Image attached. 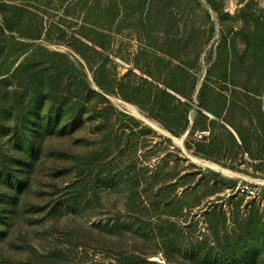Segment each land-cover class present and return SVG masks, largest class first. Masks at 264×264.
I'll return each instance as SVG.
<instances>
[{
	"label": "rangeland",
	"instance_id": "rangeland-1",
	"mask_svg": "<svg viewBox=\"0 0 264 264\" xmlns=\"http://www.w3.org/2000/svg\"><path fill=\"white\" fill-rule=\"evenodd\" d=\"M1 175L0 264H264V0H0Z\"/></svg>",
	"mask_w": 264,
	"mask_h": 264
},
{
	"label": "trees",
	"instance_id": "trees-1",
	"mask_svg": "<svg viewBox=\"0 0 264 264\" xmlns=\"http://www.w3.org/2000/svg\"><path fill=\"white\" fill-rule=\"evenodd\" d=\"M243 13V12H242ZM245 154H248V153H245ZM3 177V175H1L0 176V179ZM6 180H7V183H8V186H10L9 188H10V190L12 191V192H15V196L13 197V198H11V197H9V199H13V200H16L17 199V196L19 195V194H22L24 191H23V187H22V185L25 183L23 180H20L18 177H16V176H14V175H12V174H7V176H6ZM1 196V198H0V203L1 202H4L3 201V199H2V197H5V195H0ZM14 204V202H9V204L8 205H13ZM6 206H7V204L5 205V203H1L0 204V223L1 222H3V224L4 223H6L5 221V217H4V214L6 213V212H8V210L6 209ZM11 213H12V211H11ZM2 225V224H1ZM249 234H247V236H248ZM249 237H250V235H249ZM238 244H240V243H238ZM247 248H245L244 246H241L240 245V251H245ZM247 258H250V259H254L255 257H247Z\"/></svg>",
	"mask_w": 264,
	"mask_h": 264
},
{
	"label": "built area",
	"instance_id": "built-area-1",
	"mask_svg": "<svg viewBox=\"0 0 264 264\" xmlns=\"http://www.w3.org/2000/svg\"><path fill=\"white\" fill-rule=\"evenodd\" d=\"M199 138H202V135H199ZM244 191V190H243ZM251 195H254V192H249Z\"/></svg>",
	"mask_w": 264,
	"mask_h": 264
}]
</instances>
